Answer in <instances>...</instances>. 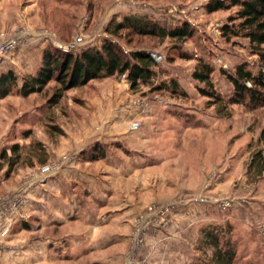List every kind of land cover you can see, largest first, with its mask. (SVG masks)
<instances>
[{"label":"rangeland","instance_id":"rangeland-1","mask_svg":"<svg viewBox=\"0 0 264 264\" xmlns=\"http://www.w3.org/2000/svg\"><path fill=\"white\" fill-rule=\"evenodd\" d=\"M208 1L159 2L165 5V15L170 18L165 26L160 22L163 27L171 29L186 22L193 30L192 38L181 46V51L193 60L175 58L173 63H167L169 50L177 45L176 42L166 40L160 43L155 39L135 36L128 40L125 32L118 39L105 34V28L113 17L120 21L125 14L150 12L152 7L148 5L153 1L0 0V40L14 34L30 33L54 36L58 41L54 42L51 37L31 38L0 61V75L12 71L19 78L18 87L23 77L35 75L45 48L52 47L63 52L61 45L81 35L87 45L72 54L76 55L88 47L100 48L106 39H110L128 52L146 50L150 56L152 53L161 55L163 60L156 64V70L163 73H157L154 85L175 79L187 93L188 99L180 100L163 92L150 93L147 87L131 90L124 75L94 80L84 87L72 89L64 93L60 102L54 106L50 104L57 90L54 82L49 83L41 93L26 98L11 95L0 100V150L13 144L24 147L31 142L40 143L47 155L44 166L58 164L71 153L78 154L77 162L82 160V151L95 144L104 145L103 139L95 141L87 138L90 128L98 125L101 119V113L97 112V108H100L97 100L116 98L128 100V104H132L128 105L133 119L127 125L128 134L145 131L150 137L147 139L149 146H145L140 154L144 165L157 164L155 167H160L161 171L157 168L154 171H158L161 177L168 175L175 183L183 179L188 188L198 190V197L185 201L182 207L194 214L200 211L198 204H202L208 214L199 218L197 237L190 243V248L182 250V257L178 250L171 252L166 247L160 248L173 238L166 229L157 237L148 235L144 238L142 246L137 247L134 253L137 264H151L152 256L146 253H154L158 246L159 264H191L199 256L196 245L200 230L208 224L227 225L231 228V239L237 242L233 264H264V174L255 177L254 172L249 170L252 156L258 151L264 152L263 143L260 142V134L264 129V107L251 111L242 105H235L230 109L229 118L217 119L214 109L205 108V100L198 95L196 83L191 77L196 59H201L213 69L216 90L223 96H229L232 88L221 71L233 73L236 65L247 63L248 70L256 74L259 69L264 72V67H260L256 56L249 54L247 41L234 39L226 42L221 38L219 29L232 12L207 15L204 6ZM172 8H176V11L171 12ZM34 50L37 54L32 52ZM10 62L11 70L5 71ZM153 113L155 118L147 122ZM134 122L141 123V127L130 131L129 126ZM78 130L84 132L79 134ZM25 132L29 133L28 139L22 138ZM78 144L85 146L81 148L83 150H71L74 146L78 147ZM22 152L21 163L13 173L9 176L0 173V197L11 193L42 167L30 154L31 151ZM128 157L134 161L137 158L131 151ZM30 159V163L35 164L33 167L29 166ZM159 183L161 190H168L166 182ZM152 205L167 204L147 205L144 212ZM144 212L133 217L126 239L122 238L101 261L107 264L124 263L133 244L137 218ZM173 212L170 216L172 223L175 222ZM36 227L29 225L24 233L13 231L1 241L0 264H89V258L93 256L66 259L67 256L59 251V246H54L51 241L45 244L47 238L54 240L59 237V230ZM211 254L212 250L208 249L207 255Z\"/></svg>","mask_w":264,"mask_h":264},{"label":"trees","instance_id":"trees-1","mask_svg":"<svg viewBox=\"0 0 264 264\" xmlns=\"http://www.w3.org/2000/svg\"><path fill=\"white\" fill-rule=\"evenodd\" d=\"M204 11L207 15L232 12L219 29L221 38L226 42L234 39L247 41L249 54L256 56L260 67H264V0H209ZM123 32L128 40L135 36L155 39L160 43L166 40L176 42L177 45L169 50L167 63H173L175 58L193 60L181 51V46L193 35L192 27L186 22L167 29L153 17L124 15L120 21L113 17L105 28V34L114 39L120 38ZM248 67L247 63H241L234 67L233 73L221 71L232 88L229 96H223L214 85L213 69L203 60L196 59L192 80L196 83L198 95L205 100V108L214 109L217 119L229 118L230 109L235 105H242L251 111L264 107V72L259 69L253 74ZM156 69V63L146 50L128 52L110 39H106L100 48L88 47L76 55L47 47L42 51L40 66L35 75L23 77L20 87L19 78L12 71L0 75V100L11 95L26 98L41 93L49 83L54 82L57 90L50 100L54 106L60 102L64 93L72 89L84 87L94 80L124 75L131 90L147 87L150 93L163 92L172 98L188 99L187 93L175 79L154 85L157 73H163ZM59 134L62 135V131L59 130ZM22 136L28 139L29 133L25 132ZM260 142L264 146V129L260 134ZM23 150L31 151L38 165L44 166L46 163L47 155L40 143L31 142L24 147L13 144L0 150V173L5 176L13 173L21 163ZM104 157L105 149L100 144L81 152L85 162L101 161ZM34 165L30 163L29 166ZM249 170L254 172L255 177L264 174V152L258 151L252 156ZM236 247L237 242L232 241L229 226L204 225L196 245L199 256L191 264H233ZM208 249L212 250L211 256L207 255Z\"/></svg>","mask_w":264,"mask_h":264},{"label":"crops","instance_id":"crops-1","mask_svg":"<svg viewBox=\"0 0 264 264\" xmlns=\"http://www.w3.org/2000/svg\"><path fill=\"white\" fill-rule=\"evenodd\" d=\"M148 6L152 7L150 12L140 14L134 10L131 14L153 16L165 26L170 20L165 15V5L153 1ZM32 52L37 54L35 50ZM10 65L11 62L5 71L11 70ZM96 102L101 119L98 125L91 126L87 138L103 139L104 159L96 162L78 160L72 168L63 170L57 179L33 190L24 209L25 220L16 216L8 219L9 234L13 231L24 233L29 225L40 226L42 230L56 228L59 237L54 240L47 238L46 245L51 241L54 246H59L66 259L93 256L89 258V264H107L101 258H106L122 238L126 239L135 215L144 212L147 205L171 204L173 200L176 223L166 231L173 238L160 248L166 247L171 252L178 250L182 257V252L190 248V243L197 237L199 218L208 215L202 204H198L200 211L194 214L182 207L185 201L198 197V190L188 188L183 179L175 183L168 175L161 177L158 171H154L157 164L144 165L140 154L145 146H149L147 139L150 137L145 131L128 134L127 125L133 120L132 111H128V105L132 104H128V100L110 98ZM154 113L147 122L155 118ZM81 132L84 131L78 130L79 134ZM83 147V144H78L71 150L81 151ZM130 151L137 156L135 161L128 157ZM157 169L161 171L160 167ZM159 181L167 183V191L160 189ZM159 253V246L154 253H146L152 256L151 264H159ZM96 254L102 257L97 255L96 258Z\"/></svg>","mask_w":264,"mask_h":264},{"label":"built area","instance_id":"built-area-1","mask_svg":"<svg viewBox=\"0 0 264 264\" xmlns=\"http://www.w3.org/2000/svg\"><path fill=\"white\" fill-rule=\"evenodd\" d=\"M176 8H172L171 12H175ZM179 14L183 15V12ZM34 37L38 38H53V41L58 43L54 36L49 35H35L30 33L14 34L13 36L3 38L0 40V61L7 55L15 52L20 44L28 43V41ZM84 37L77 36L73 40L65 45H61V50L65 53H75L84 48L87 44ZM151 58L156 64L162 62L163 57L161 55L151 54ZM141 127V123L134 122L129 126L130 131H136ZM78 159L77 153H71L62 158L58 164H47L36 170L35 173L28 176L16 189L6 196L0 197V243L9 234V227L7 225L8 219L11 217H19L25 220L24 209L29 201L30 193L46 184L50 180H55L59 177V174L65 170L72 168L73 163ZM173 205L167 204L164 206L152 205L149 206L146 211L137 218V225L133 244L130 253L123 264H137L134 260V253L137 247H141L143 240L148 235L158 236L168 229L172 220L170 218L173 212ZM167 231V230H166ZM141 245V246H140Z\"/></svg>","mask_w":264,"mask_h":264}]
</instances>
